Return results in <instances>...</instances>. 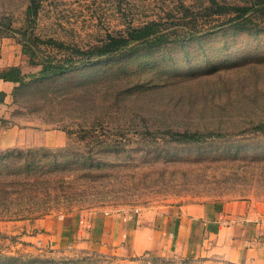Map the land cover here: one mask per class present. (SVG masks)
<instances>
[{
  "label": "rangeland",
  "instance_id": "1",
  "mask_svg": "<svg viewBox=\"0 0 264 264\" xmlns=\"http://www.w3.org/2000/svg\"><path fill=\"white\" fill-rule=\"evenodd\" d=\"M217 1L246 5L247 19L210 0H40L37 12L0 0V35L40 67L13 121L57 141L0 149V264H231L84 243L123 214L264 202V0ZM143 26L148 36L130 37ZM185 130L198 133L176 136ZM50 215L69 218L75 244H54L40 222Z\"/></svg>",
  "mask_w": 264,
  "mask_h": 264
},
{
  "label": "crops",
  "instance_id": "2",
  "mask_svg": "<svg viewBox=\"0 0 264 264\" xmlns=\"http://www.w3.org/2000/svg\"><path fill=\"white\" fill-rule=\"evenodd\" d=\"M39 68L19 37L0 35V149L57 142L55 137L41 140L38 134L34 136L35 130L25 126L30 122L13 121L20 79L38 73ZM68 219L50 215L40 220L45 230L56 231L57 246L75 244L68 236ZM76 230L73 227L75 235ZM84 243L118 255L148 250L159 255L213 256L231 264H264V202L241 198L173 205L143 212L137 218L123 214L115 226L106 222L93 225L90 239Z\"/></svg>",
  "mask_w": 264,
  "mask_h": 264
},
{
  "label": "trees",
  "instance_id": "3",
  "mask_svg": "<svg viewBox=\"0 0 264 264\" xmlns=\"http://www.w3.org/2000/svg\"><path fill=\"white\" fill-rule=\"evenodd\" d=\"M210 1L212 2L211 3V10L214 13H218L219 14V13H234V12H236V14L234 15L235 18L245 17V19H247L246 18L247 17L246 16V12L248 10V7L246 5H232V4L220 3L217 0H210ZM29 2H30L29 7H31V9L33 11L37 12L38 9H39L40 0H29ZM145 27H147V26H143L141 28L140 27L139 28L138 27L134 28L132 30L133 32L129 33L130 37L131 38L134 37L136 39V38H142V37H138V36H143V37L144 36H148L151 33V31H148L146 33H141V30L144 29ZM112 40H114V41H112ZM112 40H111V42H107L104 45L97 46L99 51L101 53L108 52V51H110L111 48H113V46H115V47L119 46L122 43V41H126L127 38L122 35L120 37H113ZM113 50L114 49H112V51ZM25 52H27V51L25 50ZM31 61H32V59H31ZM34 63H38V62H34ZM43 69H42V71H43ZM43 74H46V73L43 72ZM20 80H21V83L24 82L23 78H21ZM196 133H198V131H194V132H189V130L178 131L176 133V136H178V138H184V139L191 140V139L195 138Z\"/></svg>",
  "mask_w": 264,
  "mask_h": 264
}]
</instances>
